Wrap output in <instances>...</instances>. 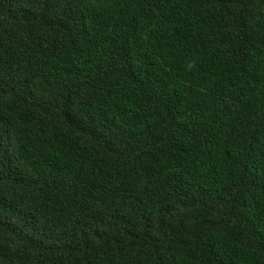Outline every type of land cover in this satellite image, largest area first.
<instances>
[{
    "label": "trees",
    "instance_id": "obj_1",
    "mask_svg": "<svg viewBox=\"0 0 264 264\" xmlns=\"http://www.w3.org/2000/svg\"><path fill=\"white\" fill-rule=\"evenodd\" d=\"M0 264H264V0H0Z\"/></svg>",
    "mask_w": 264,
    "mask_h": 264
}]
</instances>
